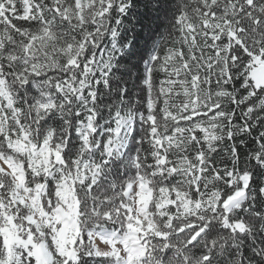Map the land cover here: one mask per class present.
<instances>
[{"label": "snow or ice", "instance_id": "1", "mask_svg": "<svg viewBox=\"0 0 264 264\" xmlns=\"http://www.w3.org/2000/svg\"><path fill=\"white\" fill-rule=\"evenodd\" d=\"M0 264H264V0H0Z\"/></svg>", "mask_w": 264, "mask_h": 264}]
</instances>
